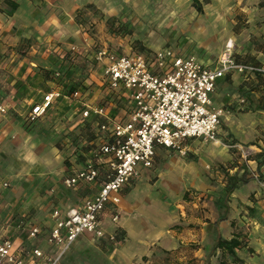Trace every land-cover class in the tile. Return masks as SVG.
I'll list each match as a JSON object with an SVG mask.
<instances>
[{"label":"crops","instance_id":"crops-1","mask_svg":"<svg viewBox=\"0 0 264 264\" xmlns=\"http://www.w3.org/2000/svg\"><path fill=\"white\" fill-rule=\"evenodd\" d=\"M161 1L0 0V106L6 110L0 113V167L10 172V190L0 191V238L46 249L12 224L1 233L2 224L27 217L49 229L54 209L64 217L96 192L62 185L69 163H80L95 138L81 116L103 98V65L92 62L94 49L171 48L213 69L231 40L234 61L253 70L230 71L216 82L211 98L224 110L222 143L189 139L184 158L156 148L155 168L139 166V177L120 193L117 225L110 219L113 206L103 214L106 229L119 228L125 238L110 246L115 254L106 264H264V0H212L201 13L185 0ZM72 46L82 52L74 63L67 58ZM52 91L63 96L48 115L26 122L29 109ZM29 124L37 127L25 132ZM237 146L251 155L241 159ZM83 239L96 243L89 235L76 243ZM231 239L240 243L233 253L217 248L219 240ZM70 251L65 264H73Z\"/></svg>","mask_w":264,"mask_h":264},{"label":"built area","instance_id":"built-area-1","mask_svg":"<svg viewBox=\"0 0 264 264\" xmlns=\"http://www.w3.org/2000/svg\"><path fill=\"white\" fill-rule=\"evenodd\" d=\"M121 29L120 25L114 26L113 35ZM233 51L234 44L229 40L218 66L210 69L196 57L179 55L171 48L131 54L94 49L92 62L103 65V98L98 104L86 105L81 116L84 123L94 126L95 138L80 163H69L62 185L72 191L94 186L96 192L69 209L64 217L54 209L50 215L54 224L49 229L31 224L27 217H13L6 224H12L17 232L26 230L32 241L38 240L48 248L15 247L10 238L1 237L0 264H65L66 255L83 235L120 246L125 238L119 228L106 229L103 214L113 206L110 219L117 225L120 193L139 177V166L153 168L156 148L171 150L184 158L189 139L222 143L218 130L224 110L215 107L211 98L216 82L230 71L253 70L236 63ZM81 53L72 46L67 58L74 63ZM54 77L60 78L61 73L56 72ZM85 88L76 89L72 97H81ZM62 96L58 91L47 93L41 103L29 109L26 122L46 117ZM5 112L0 106V113ZM68 143L74 146L73 140ZM237 149L243 160L251 155L250 148Z\"/></svg>","mask_w":264,"mask_h":264},{"label":"rangeland","instance_id":"rangeland-1","mask_svg":"<svg viewBox=\"0 0 264 264\" xmlns=\"http://www.w3.org/2000/svg\"><path fill=\"white\" fill-rule=\"evenodd\" d=\"M153 1H154V4L159 5V3H158L159 0H153ZM183 1L184 0H178V3L181 4V3H183ZM207 1H209L210 3L212 2V0H200V2L202 4H205ZM165 2H166V5L169 4V2L167 0H165V1L162 0L160 4L164 5ZM186 2H188L189 5L192 4V0H185V3ZM36 127H37L36 124L35 125L29 124V125H26L23 129L25 132H31V131H34ZM10 153L13 154L12 152H10ZM15 157L17 158V157H19V155H17V156L15 155ZM8 158H10L8 155L2 156L3 160H6ZM155 165L156 164L154 161V165H153L152 170L155 168ZM20 167H21V165L13 167L14 174L17 173V171L19 170ZM5 168H6L5 164L0 167V187H1L0 191H4L3 189H5V188L10 190V182H9L10 172L4 171L3 169H5ZM206 168H209V167H206ZM18 176L19 175H17V177ZM13 177L14 176H12L11 178H13ZM5 183H7L8 186L2 187V185H4ZM7 194H9V193H7ZM3 226H4V228L1 230V233H4L3 231L5 230V227H7V224H5V225L2 224V227ZM112 254H115L113 247H110V246L108 247L106 245H99L98 242L93 243L91 241L83 239V240H80L78 243H76L75 246L73 247V249L70 251L69 259L72 261L73 264H106L107 262L111 261L112 258H114Z\"/></svg>","mask_w":264,"mask_h":264},{"label":"trees","instance_id":"trees-1","mask_svg":"<svg viewBox=\"0 0 264 264\" xmlns=\"http://www.w3.org/2000/svg\"><path fill=\"white\" fill-rule=\"evenodd\" d=\"M208 3L209 1H207L205 4H208ZM192 5L199 13L202 12V3L200 2V0H192ZM98 243L99 245H109L105 242H98ZM217 248H220L221 250H225L231 254L233 253L235 249L240 248V243L237 239H231L229 241L219 240L217 242Z\"/></svg>","mask_w":264,"mask_h":264}]
</instances>
